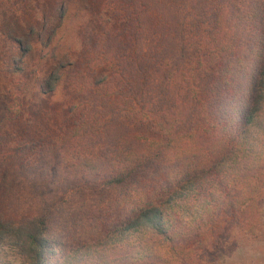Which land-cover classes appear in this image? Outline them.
I'll return each instance as SVG.
<instances>
[{
  "label": "trees",
  "instance_id": "trees-1",
  "mask_svg": "<svg viewBox=\"0 0 264 264\" xmlns=\"http://www.w3.org/2000/svg\"><path fill=\"white\" fill-rule=\"evenodd\" d=\"M85 1L80 23L79 0H0L19 17L0 47V184L47 169L50 205L0 237L24 264H210L264 218V0ZM33 120L63 125L1 132ZM77 196L90 216L69 245L51 211Z\"/></svg>",
  "mask_w": 264,
  "mask_h": 264
},
{
  "label": "rangeland",
  "instance_id": "rangeland-1",
  "mask_svg": "<svg viewBox=\"0 0 264 264\" xmlns=\"http://www.w3.org/2000/svg\"><path fill=\"white\" fill-rule=\"evenodd\" d=\"M46 4H49V2ZM84 8L88 9L86 1L79 0V2L74 4L72 10H70L71 13L69 15L73 17L75 22L78 21L81 23L85 20L83 18L80 19L78 16ZM1 9L2 8H0V47H5L6 49L4 31L13 24H18L19 17L16 18L12 14H6ZM50 9L51 14L54 9ZM88 14H90V11L86 15ZM72 27H74V25ZM2 85V81H0V90H2ZM44 108L45 107H41L40 105L34 113L39 114ZM38 121L39 120H33V124L25 125L23 126L24 128L5 127L1 129V132L4 133L9 130L15 132L18 130V132H21L19 134L20 140L28 142L33 136H36L37 132L43 133L49 130L50 133L52 130L63 125L62 122H59L58 125L55 122L39 124ZM72 162L68 161L70 165ZM47 172V169H41L36 174L34 172L31 176L38 175L41 181L37 180L33 182L32 186H36L37 188L47 186L46 180L44 179ZM12 176L14 175L12 174ZM15 178L16 182L13 180L7 186L3 183L0 184V222L5 221L6 223H11L25 218L29 210L28 208L31 206L44 208L47 205L50 207L48 203L43 202L42 198L36 196V187H31V185L21 186V184L17 182L19 177L16 176ZM50 186H53L52 183ZM88 211V203L84 201L81 196L75 197L69 205L53 208L51 214L55 216V221L51 235L66 244L73 245L74 241L77 242L76 238H80L81 236V233L77 231L83 224V220L90 216V212ZM262 220L260 227L253 230L252 233L248 229L236 227L229 236H224L219 242L216 250L211 254L210 264H264V218ZM88 228L89 225L86 224L85 231L83 232L84 234L88 232ZM22 250L21 245L16 241L14 235L0 237V255L7 261V264H24Z\"/></svg>",
  "mask_w": 264,
  "mask_h": 264
}]
</instances>
